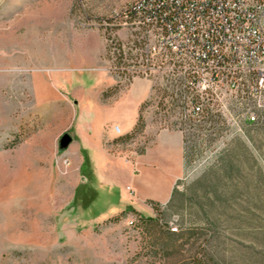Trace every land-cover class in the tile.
Instances as JSON below:
<instances>
[{
	"label": "rangeland",
	"instance_id": "1",
	"mask_svg": "<svg viewBox=\"0 0 264 264\" xmlns=\"http://www.w3.org/2000/svg\"><path fill=\"white\" fill-rule=\"evenodd\" d=\"M136 1L0 0V264H264V123L218 116L196 127L206 137L185 141L173 200L144 212L115 213L134 185L131 154L163 129L149 100L119 138L131 163L114 178L86 185L59 150L89 106L86 77L107 71V40L130 32L122 13Z\"/></svg>",
	"mask_w": 264,
	"mask_h": 264
},
{
	"label": "built area",
	"instance_id": "2",
	"mask_svg": "<svg viewBox=\"0 0 264 264\" xmlns=\"http://www.w3.org/2000/svg\"><path fill=\"white\" fill-rule=\"evenodd\" d=\"M122 14L130 32L107 40V71L150 82L163 129L186 141L218 116L264 123V0H137Z\"/></svg>",
	"mask_w": 264,
	"mask_h": 264
},
{
	"label": "crops",
	"instance_id": "3",
	"mask_svg": "<svg viewBox=\"0 0 264 264\" xmlns=\"http://www.w3.org/2000/svg\"><path fill=\"white\" fill-rule=\"evenodd\" d=\"M86 80L91 83L92 97L84 113L77 111V122L69 132L73 141L67 152L68 157H72L73 167L85 169L88 185L94 178H114L121 173L117 164L131 163L121 155L124 151L119 148V138L130 135L137 127L141 107L150 95L151 84L146 79L137 78L128 87L119 89L121 85L117 76L106 70L89 75ZM60 81L62 84L64 78ZM127 94L131 95L128 110L125 104ZM129 120L132 121L131 126ZM130 157L134 166L127 168L126 175L134 185L130 190L126 188L128 196L115 213L124 210L126 205L144 212L149 209L147 205L152 208L151 202L161 206L167 204L187 171L182 133L174 129L158 130L143 152Z\"/></svg>",
	"mask_w": 264,
	"mask_h": 264
},
{
	"label": "water",
	"instance_id": "4",
	"mask_svg": "<svg viewBox=\"0 0 264 264\" xmlns=\"http://www.w3.org/2000/svg\"><path fill=\"white\" fill-rule=\"evenodd\" d=\"M73 138L69 132L63 133L59 138V150L65 151L69 148Z\"/></svg>",
	"mask_w": 264,
	"mask_h": 264
},
{
	"label": "trees",
	"instance_id": "5",
	"mask_svg": "<svg viewBox=\"0 0 264 264\" xmlns=\"http://www.w3.org/2000/svg\"><path fill=\"white\" fill-rule=\"evenodd\" d=\"M174 195H175V193L173 192V195H172V198H171V201L173 200V198H174ZM158 206L159 205H155V209L157 210L158 209ZM131 209H133V208H131ZM194 264H214V260L212 259V260H208V259H205V261L204 260H195L194 261Z\"/></svg>",
	"mask_w": 264,
	"mask_h": 264
}]
</instances>
